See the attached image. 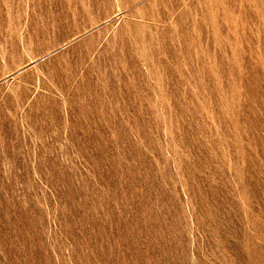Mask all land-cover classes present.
<instances>
[{"label":"rangeland","instance_id":"obj_1","mask_svg":"<svg viewBox=\"0 0 264 264\" xmlns=\"http://www.w3.org/2000/svg\"><path fill=\"white\" fill-rule=\"evenodd\" d=\"M0 264H264V0H0Z\"/></svg>","mask_w":264,"mask_h":264}]
</instances>
